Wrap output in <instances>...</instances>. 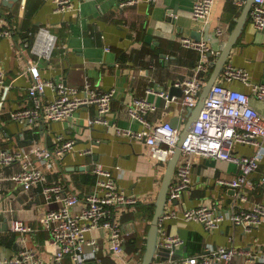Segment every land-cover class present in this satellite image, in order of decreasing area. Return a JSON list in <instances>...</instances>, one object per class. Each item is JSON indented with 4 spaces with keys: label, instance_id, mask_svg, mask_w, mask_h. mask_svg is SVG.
Segmentation results:
<instances>
[{
    "label": "crops",
    "instance_id": "1",
    "mask_svg": "<svg viewBox=\"0 0 264 264\" xmlns=\"http://www.w3.org/2000/svg\"><path fill=\"white\" fill-rule=\"evenodd\" d=\"M73 1L79 10L61 14L50 0H0V28H13L16 32L12 38L0 41V67L9 82H14L10 99L3 105L6 112L0 113V131H3L0 146L16 148L38 141L54 148L58 135L66 140L76 138L75 149L46 171L50 183H61L68 192L81 198L73 210L82 209L88 194L95 188L97 180L92 170L95 162L113 172L120 188L139 197V202L127 211L116 209L127 238L124 257L119 258L111 251L108 229L91 230L87 233L88 239H97L99 249L97 259L90 264H141L166 163L150 156L144 140L120 134L113 126L89 125L88 120L96 114L95 108L81 109L63 122L40 121L26 127L12 121L10 111L30 104L27 90L32 74L27 72V67L34 40L31 33L48 27L57 37L53 57L40 61L45 79L63 81L78 89L89 82L101 90H116L111 119L121 129L137 132L143 128L132 117L131 109L136 100L144 98L157 106V110L148 115L152 124L168 121L182 131L190 111L183 110L182 96L175 95L177 99L170 100L160 94L164 90L169 93L172 86L195 73L200 54L183 48L181 42L183 38H194L192 31L197 30L202 33L201 40L221 52L219 47L232 34L247 0L243 6L236 0H216L208 24L194 19V0H159L155 4L147 0ZM122 2L130 3L121 5ZM218 29L223 30L224 36L217 33ZM242 32L225 69L229 65L246 69L251 84H264V30L254 26L250 14ZM34 58L39 60L38 55ZM224 71L218 79L224 86L252 93V86L248 84L227 81ZM47 91L52 94L50 88ZM251 104L264 115V101L252 97ZM87 148L92 149V154L83 155L82 151ZM256 150L252 145L236 146V152L243 156L254 154ZM261 158L259 170L252 174L254 187L248 191L249 202L241 203L243 207L264 203V147ZM195 159L193 184L182 193L179 203L188 208L219 206L228 212L236 198L235 190L220 185L218 180L232 179L238 167L217 159ZM19 170L20 165L15 164L5 173L9 176ZM41 190L35 188L26 193L10 180L0 181V225L8 224L7 230L0 229L1 258L14 256L25 245L39 253L43 264H53L55 246L49 243L51 235L41 225L46 211ZM9 194L14 198H9ZM12 218H21L37 229L26 235V242H21L20 233L10 230ZM162 226L170 235L183 240L175 249L176 259L198 255L207 247L224 246L250 254L238 258L235 264H264L258 259L260 254L264 255V225L246 230L226 219L219 228L209 230L200 222L187 221L179 214L175 218H164ZM129 244H134L135 250H130ZM90 249L88 247L87 251ZM65 264H72L71 259Z\"/></svg>",
    "mask_w": 264,
    "mask_h": 264
},
{
    "label": "built area",
    "instance_id": "2",
    "mask_svg": "<svg viewBox=\"0 0 264 264\" xmlns=\"http://www.w3.org/2000/svg\"><path fill=\"white\" fill-rule=\"evenodd\" d=\"M50 1L55 4L57 12L61 14L79 10L73 0ZM147 1L155 4L159 0ZM245 1L236 0L235 2L243 6ZM130 2H122L121 5H127ZM215 2L216 0H194V19L208 24ZM249 14L254 26L258 30H264V0H256ZM217 33L220 36L225 34L222 29H218ZM15 34L13 28H0V41L10 39ZM31 34L34 40L27 67V72L32 74L27 90L30 104L10 111L12 121L26 127H31L40 121L48 124L63 122L74 117L81 109L95 108L96 114L88 120L89 125L113 126L120 134L138 141L144 140L149 147L150 156L168 164L179 143L181 130L168 121L158 123L156 126L152 124L148 115L155 112L157 106L144 98L136 100L131 109V115L143 125V128L137 132L121 129L112 123L111 119L112 102L116 90H101L89 82L82 89H78L66 85L63 81L45 79L40 70V61L50 60L53 57L57 37L48 27H40ZM181 45L185 49H193L200 54L193 77H188L177 84L184 88L180 104L183 110L188 112L197 106L214 61L221 52L214 50L207 41L195 38H183ZM105 50L108 51L109 48L106 47ZM34 55H38L39 60L34 58ZM224 77L227 81L238 80L252 86V93L247 94L230 86H224L218 80L219 77L211 86L205 107L182 146V154L160 223L158 248L170 250V255L166 260H154L151 264H235L238 258L250 256L244 250L218 246L207 247L198 255L176 259L175 249L183 240L180 236L170 235L163 228L164 218H175L181 214L187 221H198L209 230L219 228L226 219L244 226L246 230L264 225V203H255L250 208L241 206V203L249 202L248 191L254 187L252 174L259 170L262 160L264 115L251 104V98L255 97L264 101V84H251L248 70L232 65L226 67ZM13 83L9 82L8 75L0 67V113L6 112L3 105L10 99ZM49 88L52 94H48ZM160 94L169 99L165 91H160ZM2 136L3 131H0V139ZM238 144L252 145L257 147V150L254 154L243 156L236 152ZM76 145V138L66 140L64 136L58 135L55 138L54 148L38 141L32 142L29 146L20 145L16 148L0 146V181L10 180L26 193L32 192L35 188H42L41 194L46 211L42 216L41 225L42 229L51 235L49 243L55 246L53 264H65L68 258L71 259L72 264H90L91 261L96 260L99 242L95 238L88 239L87 233L98 229H108L111 251L119 258H123L127 238L117 219L116 209L121 208L127 211L139 202V197L120 188L114 179L113 172L99 162L93 163L92 168L97 180L95 188L88 194L85 205L79 211L73 209L80 204L81 198L74 192H68L61 183H50L47 179V169L54 162L62 161L75 149ZM92 152L91 148H87L82 151V154L87 155ZM196 157L227 161L238 167V172L232 179L218 180L220 185L235 190L236 198L228 212L219 206L202 205L188 208L179 203L182 193L193 184L192 172ZM15 164L20 165V170L7 176L5 171L14 167ZM262 185L264 187V178ZM8 197L14 198V195L9 194ZM9 223L13 233H20L23 236L21 242H26V235L37 230L21 218H12ZM88 247L91 248L89 251H87ZM258 259L264 263V255L260 254ZM0 264H43V261L36 250L24 245L14 256L3 258L0 256Z\"/></svg>",
    "mask_w": 264,
    "mask_h": 264
},
{
    "label": "water",
    "instance_id": "3",
    "mask_svg": "<svg viewBox=\"0 0 264 264\" xmlns=\"http://www.w3.org/2000/svg\"><path fill=\"white\" fill-rule=\"evenodd\" d=\"M6 0H4L5 2ZM256 0H247L245 7L242 9V15L237 20V25L233 29L232 34L228 38V40L219 47L221 50L220 55L218 56L217 60L214 61L213 70L209 76V79L204 86V89L200 93L199 100L197 103V106L193 109H190L188 120L186 121L185 128L181 131L180 138L178 140V145L175 149V152L173 153L172 157L169 159V162L167 164V167L165 169L163 180L160 186V191L158 193V198L154 204V213H153V219L151 221V224L148 228V235L146 239V245L144 249V254L142 258L141 264H151L154 260L162 261L166 260L170 255V250L166 248H158L159 243V237H160V223L161 219L163 217V213L165 211V207L168 201V192L169 189L173 183L174 180V174L177 168V164L179 162V158L182 154V146L185 143V140L191 134L195 122L199 118L202 110L205 107V101L208 97L211 86L214 84V82L218 79V77L221 75V73L225 70L226 64L229 62L230 55L232 53V48L236 45L238 42L240 36L242 35V31L245 28L246 22L249 18L250 10L252 9V6L255 4ZM192 35L195 39L201 40L202 39V33H200L197 30L192 31ZM165 91V90H164ZM169 99L172 100V98L175 95L183 96L184 94V88L180 86H172L170 92H166ZM234 191V190H233ZM8 224L7 222L1 223L0 229L7 230ZM93 264H97L96 262H93Z\"/></svg>",
    "mask_w": 264,
    "mask_h": 264
},
{
    "label": "trees",
    "instance_id": "4",
    "mask_svg": "<svg viewBox=\"0 0 264 264\" xmlns=\"http://www.w3.org/2000/svg\"><path fill=\"white\" fill-rule=\"evenodd\" d=\"M153 212V211H152ZM13 240H14V238H13ZM12 240V241H13ZM129 249L131 250V249H134L135 250V247H134V244H129Z\"/></svg>",
    "mask_w": 264,
    "mask_h": 264
},
{
    "label": "rangeland",
    "instance_id": "5",
    "mask_svg": "<svg viewBox=\"0 0 264 264\" xmlns=\"http://www.w3.org/2000/svg\"><path fill=\"white\" fill-rule=\"evenodd\" d=\"M224 162H227V161H224ZM228 163H229V162H227V164H228ZM165 165L167 166V164H165ZM229 165H230V166H231V165L234 166L235 164L233 165V163H232V164L230 163Z\"/></svg>",
    "mask_w": 264,
    "mask_h": 264
}]
</instances>
